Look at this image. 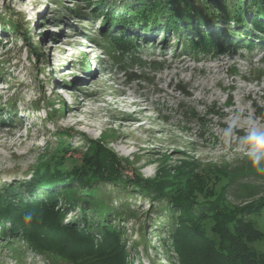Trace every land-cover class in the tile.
Masks as SVG:
<instances>
[{"label":"rangeland","instance_id":"rangeland-1","mask_svg":"<svg viewBox=\"0 0 264 264\" xmlns=\"http://www.w3.org/2000/svg\"><path fill=\"white\" fill-rule=\"evenodd\" d=\"M89 2L0 0V186L27 184L63 144L67 157L81 159L92 141L127 159L125 174L133 178H154L165 167L174 172L183 161L189 162L185 169L204 176L211 171L221 174L223 166L240 170L236 165L246 157L242 137L253 127L264 130V47L183 55L175 35L172 43L161 47L159 33L150 32L153 25L148 32L124 25L140 46L131 42L109 51L102 31L108 27L100 15L94 16ZM210 18L204 29L217 30L224 24ZM11 23L18 28H10ZM119 27L110 26L111 33ZM237 114L235 135L226 146L223 129ZM229 178L227 203L237 207L264 199V173H246L233 183ZM107 186L114 208L131 210L119 220L113 218L124 227L126 263L180 264L175 252L169 258L162 247L167 225L158 201L138 191L126 194L114 183ZM196 189L202 196L210 194L199 183ZM59 200L61 208L63 199ZM256 220L264 230V210ZM95 234V241L100 240ZM10 240L0 230V264H77L59 248L54 252L64 254H44L21 245L25 253L16 257L17 244L9 246ZM102 250L100 255L113 249ZM82 253L77 252L80 257Z\"/></svg>","mask_w":264,"mask_h":264},{"label":"trees","instance_id":"trees-1","mask_svg":"<svg viewBox=\"0 0 264 264\" xmlns=\"http://www.w3.org/2000/svg\"><path fill=\"white\" fill-rule=\"evenodd\" d=\"M89 1L94 7V16L100 15V22L108 27L107 31H102L109 51L137 42L135 36L128 35L124 25L145 31L153 25L150 32L159 33L161 47L175 40L181 45L183 55H206L232 47H246L250 51L264 47V0ZM210 17L224 24L217 30L204 29V22ZM118 25H122L119 32L111 33L110 26ZM9 27L18 28L12 23ZM137 46H140L138 42ZM133 57L131 55V59ZM65 145L58 153H51L50 160L37 168L27 184L14 182L0 186V230L3 237L11 239L9 246L17 244L13 247L16 257L25 253L21 248L24 245L44 254H64L66 250L65 257L77 264L85 257V264H109L107 260L111 257L116 259L113 264H127L121 241L124 227L121 221L114 223L113 218L119 220L131 210L123 206L122 211L114 208L112 192L107 190V183H114V188L125 189L126 194L138 191L151 201H158L157 208L164 210L166 216L167 238L162 240V247L167 257L172 258L171 252H175L180 264H264V230L256 220L264 210V199L237 207L227 203L232 191L230 184L225 188L228 177L233 183L246 173L262 174L247 157L236 165L240 170L223 166L224 175L223 170H219L221 174L217 171L205 176L194 174L193 168L185 169L184 165L189 162L183 161L174 172L165 167L154 178H142L139 174L133 178L125 174L129 169L128 160L97 142L88 144L81 152V159L67 157ZM198 183L210 194L202 196V191L196 189ZM52 186L59 188L49 191ZM59 198L63 199L61 208ZM66 206L73 210L69 212ZM27 212L34 214L30 223L23 220ZM8 221H11L10 226ZM95 233L100 240L95 241ZM83 243L90 247L85 248ZM256 243L261 246L257 247ZM107 247L113 249L112 253L100 255L104 252L102 248ZM56 248L64 252H54Z\"/></svg>","mask_w":264,"mask_h":264},{"label":"clouds","instance_id":"clouds-1","mask_svg":"<svg viewBox=\"0 0 264 264\" xmlns=\"http://www.w3.org/2000/svg\"><path fill=\"white\" fill-rule=\"evenodd\" d=\"M239 114L233 117L232 122L229 123L222 132L221 140L224 145L229 146L232 143V138L236 132ZM241 149L244 154L251 161L252 165L256 167L258 172L264 173V130H258L253 127L249 129L242 137ZM33 213L27 212L23 216L25 223H30L33 220Z\"/></svg>","mask_w":264,"mask_h":264},{"label":"bare ground","instance_id":"bare-ground-1","mask_svg":"<svg viewBox=\"0 0 264 264\" xmlns=\"http://www.w3.org/2000/svg\"><path fill=\"white\" fill-rule=\"evenodd\" d=\"M127 117H129V116H132L131 114H129V115H126Z\"/></svg>","mask_w":264,"mask_h":264}]
</instances>
